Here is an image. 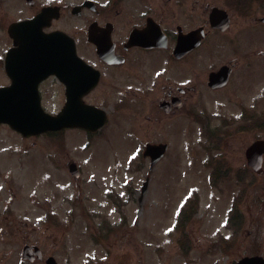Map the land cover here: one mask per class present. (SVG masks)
I'll use <instances>...</instances> for the list:
<instances>
[{
  "label": "rangeland",
  "instance_id": "374dc122",
  "mask_svg": "<svg viewBox=\"0 0 264 264\" xmlns=\"http://www.w3.org/2000/svg\"><path fill=\"white\" fill-rule=\"evenodd\" d=\"M189 1L216 3L226 8L230 16L229 28L211 35L206 43L204 53L212 54L207 58L208 64L194 63L193 70L201 67L202 78L206 79V73L220 64L235 65L228 84L220 90H206L202 104L197 103V112L207 110L206 117L189 118L182 113L179 121L182 128L187 123L185 131L180 130L176 120L152 128V123L142 115L149 109L148 103H130L126 110L117 109L96 136H86L80 129H68L63 135L30 137L20 144L19 137L7 125H0V193L8 196L7 186L15 177L11 175L9 179L6 173L12 172L10 168L20 161L17 157H3L9 155L6 146L20 144L30 152L25 159L29 185L17 177V186L22 188L17 195H30L32 187L41 193L40 197H47L49 206L53 207L58 201L55 196L71 193L72 197L77 192V181L81 183L82 196L105 195L106 207L98 206V200L91 202L99 217L82 215L76 203L78 208H74L73 218L80 223L75 240L94 242L97 256L105 257L102 248L109 251L111 264L121 257L128 258L127 264H137L140 255L143 264H180V260L184 264H232L243 256L264 257V159L262 169L253 171L245 156L252 141L264 139V21H260L264 9L256 5L253 11L241 5L235 8L224 0H185ZM151 70L152 67L149 73ZM45 108L54 110L58 105L46 103ZM241 109H245L246 119H239L238 125L236 121L232 123ZM197 118L207 121L210 137H203L202 128L199 131L200 127L193 126L192 119ZM159 140L165 141L168 148L150 168L149 158L142 156L143 143ZM206 141L210 151L205 147ZM207 152L213 157L204 165ZM11 161L13 166L8 165ZM71 161L81 171L77 181L68 171ZM216 168V181H211ZM222 170L231 171L225 175L219 173ZM146 178V190L140 191ZM106 192L118 193L122 198H108ZM190 196H194L195 202H189L184 214L187 205L182 209L183 202ZM32 209L26 227L35 228L37 235L42 233L46 222L36 221L34 215L40 211ZM87 219L89 222L94 219L96 227L90 226ZM182 225L184 245L177 239ZM84 228L94 231L95 238H89ZM66 234L73 241V233ZM36 235L31 233L32 237ZM46 235L50 241L51 231H46ZM141 245L143 250L139 249ZM4 246L10 244L0 243V251ZM16 249L17 245L15 252ZM87 250L84 248L81 253Z\"/></svg>",
  "mask_w": 264,
  "mask_h": 264
},
{
  "label": "flooded vegetation",
  "instance_id": "af4514ba",
  "mask_svg": "<svg viewBox=\"0 0 264 264\" xmlns=\"http://www.w3.org/2000/svg\"><path fill=\"white\" fill-rule=\"evenodd\" d=\"M224 1L232 4L230 0ZM235 2V5L241 4L251 11L254 10V5L264 9V0ZM212 6L218 5H211L208 1L202 3L185 0H0V86L13 82L14 69H24L26 72L24 63L29 58L24 52H61V57L46 61L66 62L72 73L65 75L57 69V73H49L38 81L42 104L56 103L61 108L67 100V83L79 87L81 83L88 82L94 71H97L98 82L82 95L87 103L105 107V104L118 103L119 106H125L146 102L152 105V109L145 117L152 118L157 124L161 119L172 120L176 113L182 114V109H185L187 115V107L202 104L206 90H220L228 84L210 88L207 86L208 74L206 73L205 79L202 78L204 71L201 67L193 70L194 63L200 62L204 66V63L208 64L207 58L212 57V54L204 53L209 37L225 32L209 25L208 12ZM38 15L40 17L32 26L17 27L19 22L36 19ZM193 30H198L199 43L187 51L178 50L179 38ZM60 32L67 35L66 40ZM6 52L17 53L11 57L10 75L5 68ZM63 52H76L90 67L83 71L82 81L79 66L70 57L64 58ZM97 52H101L105 58H101ZM173 52L186 53L175 57ZM230 65L232 70L229 80L234 68L233 63ZM16 77L14 74L15 79ZM15 82L20 83L17 80ZM100 85L103 87L98 89ZM161 104H165L164 108ZM195 122L200 125L205 123L198 118ZM18 135L21 137L20 144L30 137L40 136ZM31 144L34 145V141ZM27 149L24 145H14L8 151L9 157H17L20 161L16 167L10 168L13 169L12 172L6 173L9 179L11 175L15 177H12L11 184L7 186L8 196L0 193V243L10 244L1 248L0 264H111L109 251L102 248L105 257L97 256L93 250L96 249L94 242L81 243L75 240L79 234L77 228L80 227L73 218L74 208H78L76 203L82 207L79 208L82 215L94 219L99 217L90 208V203L76 198L72 200L74 205L71 203L64 207L67 202L61 200L54 207H49L48 199L43 195H17L16 192L22 191V188L17 186L16 178L19 177L22 182L27 180L28 166L24 160L29 155ZM23 151L28 152L25 154ZM9 164L13 166L14 162H8ZM19 202H22L21 206ZM32 207L35 208L34 211H40V214L34 215L36 221L41 222L47 213L55 215L50 216L42 226L43 234L36 235L35 228L29 227L27 230ZM67 211H72V215L66 216ZM59 216L63 217L60 219ZM94 219L91 222L87 219L93 228L96 227L93 225ZM180 228L181 233L177 239H181L184 245V225ZM48 230L52 234L50 241L46 235ZM82 230L95 238L94 231L91 232L89 228ZM66 232L73 233V241H69ZM31 233L36 237H32ZM84 248L88 250L81 253ZM139 249L143 250L144 247L141 245ZM137 258V264H143L141 255ZM127 261V257H121L115 264H127ZM180 264H184V261L180 260Z\"/></svg>",
  "mask_w": 264,
  "mask_h": 264
},
{
  "label": "water",
  "instance_id": "95a60500",
  "mask_svg": "<svg viewBox=\"0 0 264 264\" xmlns=\"http://www.w3.org/2000/svg\"><path fill=\"white\" fill-rule=\"evenodd\" d=\"M32 22L33 20L27 21L17 27L23 28L24 26L33 25ZM210 22L212 26L224 29L228 24V16L223 10L214 8L210 13ZM180 47L182 46L180 45ZM43 53L44 52H26V54H34L38 57L42 56ZM10 54L11 53L8 55L10 56ZM37 64L41 65V63ZM39 71H42L41 67ZM52 71L56 72L57 70L54 68ZM226 75V70L210 74V84L213 83L216 85L219 81L223 83L224 79H226ZM94 82L95 81L90 82L86 88L80 90V93L85 92ZM75 103L69 99L60 113L50 115L45 113L39 105L37 80L32 84L26 83L25 86L16 83L7 88H0V122L9 123L23 134L59 129L68 125H79L88 129H96L104 122L105 116L103 111L94 107H87L78 101H75ZM85 116H87L86 119H84ZM164 149V145L147 146L146 151L152 158L151 164L163 154ZM263 151L264 141L262 140L255 141L246 150L248 162L255 169L259 167L260 156ZM236 264H264V257L260 255L246 256L241 258Z\"/></svg>",
  "mask_w": 264,
  "mask_h": 264
}]
</instances>
